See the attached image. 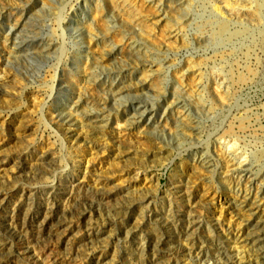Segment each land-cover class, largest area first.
I'll use <instances>...</instances> for the list:
<instances>
[{"label":"rangeland","instance_id":"374dc122","mask_svg":"<svg viewBox=\"0 0 264 264\" xmlns=\"http://www.w3.org/2000/svg\"><path fill=\"white\" fill-rule=\"evenodd\" d=\"M64 2L0 0V264H264V0H71L57 77Z\"/></svg>","mask_w":264,"mask_h":264},{"label":"bare ground","instance_id":"6f19581e","mask_svg":"<svg viewBox=\"0 0 264 264\" xmlns=\"http://www.w3.org/2000/svg\"><path fill=\"white\" fill-rule=\"evenodd\" d=\"M67 1L68 0H66V2L62 3V5L60 6V9L58 10V13H57V16H58V25H59V29H60L61 36H62L63 41H62V45H61V48H60L61 49V52H60L59 56L57 57L56 74H57V70H58V72L60 71L61 64H62V62L64 60V57H65V54H66V51H67V35H66V28H65L64 22H63L64 19H65V17H66V13H67V7H68V2ZM57 77H58V75H57ZM55 83H56V81H55ZM55 85H54V83L52 84V92L55 90ZM131 95H133L134 97H137L138 96V94H136V93L131 94ZM240 99H241V97L238 98L236 104H234V105H232L230 107L231 110L234 107H236L237 105H239L238 102L240 101ZM45 105H46V102H45L44 106L41 109L44 118H45V114H44ZM45 120H46V118H45ZM219 127H220V124H216L214 126V130H217ZM62 143L65 144V141L63 140Z\"/></svg>","mask_w":264,"mask_h":264},{"label":"water","instance_id":"95a60500","mask_svg":"<svg viewBox=\"0 0 264 264\" xmlns=\"http://www.w3.org/2000/svg\"><path fill=\"white\" fill-rule=\"evenodd\" d=\"M71 1V0H70ZM68 1V4L69 2ZM196 10H194L195 12ZM59 68V67H58ZM60 71L58 72L57 70V75H59ZM54 94V91L51 93L50 97H52ZM63 137H62V141H63ZM140 199L138 198L137 201H139ZM204 209H206V213L204 214V218L206 219V221L216 227L218 226V223H219V218H218V213H219V208L218 207H207L206 205H203L202 206Z\"/></svg>","mask_w":264,"mask_h":264}]
</instances>
